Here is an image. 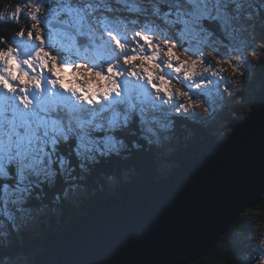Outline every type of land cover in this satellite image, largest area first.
Returning a JSON list of instances; mask_svg holds the SVG:
<instances>
[{
  "label": "snow or ice",
  "instance_id": "snow-or-ice-1",
  "mask_svg": "<svg viewBox=\"0 0 264 264\" xmlns=\"http://www.w3.org/2000/svg\"><path fill=\"white\" fill-rule=\"evenodd\" d=\"M246 4L252 7L250 0H27L24 16L32 23L26 38L21 30L14 47L0 48V216L12 221L10 206L23 211L38 189L55 187L58 179L79 180L100 158L121 154L125 138L137 133V120L141 134L155 135L156 113L213 111V89L221 99V88L232 94L218 65L241 76L253 66L243 47L225 45L239 63L214 47L221 59L213 62L203 47L184 48V38L246 32ZM21 13L17 6L9 19ZM0 43L7 41L0 37ZM178 45L184 59L174 52ZM258 51L252 48L253 55ZM61 73L94 83L68 86ZM259 255L264 264V252Z\"/></svg>",
  "mask_w": 264,
  "mask_h": 264
},
{
  "label": "water",
  "instance_id": "water-1",
  "mask_svg": "<svg viewBox=\"0 0 264 264\" xmlns=\"http://www.w3.org/2000/svg\"><path fill=\"white\" fill-rule=\"evenodd\" d=\"M249 109L226 137L168 176L140 179L72 215L43 237L35 264H190L208 257L264 195V85Z\"/></svg>",
  "mask_w": 264,
  "mask_h": 264
},
{
  "label": "trees",
  "instance_id": "trees-1",
  "mask_svg": "<svg viewBox=\"0 0 264 264\" xmlns=\"http://www.w3.org/2000/svg\"><path fill=\"white\" fill-rule=\"evenodd\" d=\"M21 1L0 0V37L7 41L6 44L0 43V48L14 47L15 34L21 30L26 33L32 23L31 20L25 19L24 15L19 16L18 20L2 16L1 10L5 5ZM250 2L259 10L253 20L264 30V8L252 0ZM251 64V71L246 70L241 76L242 87L238 92V99L229 106V111L235 119H226L230 126L228 133L232 126L248 113L257 89L264 85V56L257 57ZM161 124H156L158 127L151 126L155 135L146 131L141 134L137 120L134 126L137 133L125 138L127 149L121 154L100 158L92 172L86 177L81 176L79 180L58 179L55 187L45 186L38 189L41 194L23 205V211H16V208L10 206L14 219L9 221L0 216V220L7 226L0 229V233L7 234L6 237L0 236V264H9V257L12 258L13 264H35L33 257L40 251L39 244L43 237L64 227V223L72 215L84 212L89 203L132 188L140 179L158 178L162 164L171 163L174 166L181 160L197 156L208 150L217 138L215 129L183 116L165 118L163 124L167 127H161ZM163 128H166V131ZM168 141L177 146L167 149ZM133 142H136L135 146ZM81 190H85L87 195L79 198L77 194L81 193ZM30 208L42 211L30 214ZM45 208L49 210L48 213L43 212ZM258 210L264 213V195L259 204L246 209L237 217L229 231L219 238L217 247L208 257L190 264H257L260 256L254 250L250 251L249 244L245 241L246 237L252 236L249 220L245 216ZM33 218L36 219L34 226L28 224Z\"/></svg>",
  "mask_w": 264,
  "mask_h": 264
},
{
  "label": "rangeland",
  "instance_id": "rangeland-1",
  "mask_svg": "<svg viewBox=\"0 0 264 264\" xmlns=\"http://www.w3.org/2000/svg\"><path fill=\"white\" fill-rule=\"evenodd\" d=\"M257 5L261 6V0H252ZM26 2L27 0H23V2H18L15 4H7L2 8V16L7 18L11 15V13L14 11V9L17 6H20L22 8V13L19 16L24 15V12L27 11L26 8ZM245 12L252 13L251 19L245 18ZM256 6L247 7V4L245 5L244 12L241 13V24H243L246 28V32H242L239 34H236L234 37H228V38H220L219 35L214 34L211 37H207L205 35L200 36H187L184 38V48H191L193 52H196L197 49L202 48L204 49V55L207 56L210 60L215 62L217 59H221V57H218L216 53L213 51V48H219V51L224 54L226 53L228 56V59L233 60L237 63L240 61V56L236 55L234 53H229L228 49L225 47L226 44H229V40L231 47H243V55L247 57L248 61L250 63L255 62L257 57L264 56V30L261 28V26L257 25L255 21L253 20L256 15ZM141 23H143V18H141ZM158 24L161 25L163 28V24L160 21H157ZM137 30H139L137 28ZM47 35V33L45 34ZM131 35V33H129ZM25 36H27V32L25 33ZM154 39L157 41L160 40L159 36H155ZM227 40V42H226ZM223 41V43H221ZM172 41H169V45L171 46ZM205 44L210 45L208 47H205ZM255 47L256 49H259V51L256 53V55L252 54V48ZM174 52L177 56L180 57V59H184L187 55L179 47V45L174 49ZM55 54V53H53ZM199 54V53H197ZM222 66L225 69L224 75L227 76L229 85L231 86L232 94L229 95L228 93H223V90L221 88L222 93V99L220 96L215 94V89H213V94L210 97L212 101V108L213 111L205 112L203 107L195 109L196 115L195 117L188 115L183 116L184 118L190 119L193 122H200L204 126H207L211 129H215V132L217 134V138H223L227 135L228 130L230 126L228 125V122L226 119H235L233 113L229 111V106L231 103H233L235 100L238 99V92L241 85V74L240 73H234L231 69V67L228 64L218 65V67ZM247 70V69H246ZM245 70V72H246ZM75 72V69L72 70ZM61 76L63 78V81L68 86H73V84H85L92 82L94 83V78L89 77H77L75 80L73 78L72 73H61ZM174 88H182L183 86L180 84H176L173 82ZM194 100L199 99L198 97H193ZM186 102V101H185ZM169 113L166 114V116H170L171 118L176 114ZM158 117L161 115H164L162 113H156ZM155 123V122H154ZM164 131H166V128H163ZM167 149L171 148L174 149V146H177V144H173L172 142L168 141ZM173 167V164L171 163H164L160 166V172L161 175L166 174L168 171H170ZM87 195V192L85 190H81V193H78L77 196L81 198L82 196ZM42 210L37 209H31L29 210L30 214H37L40 213ZM49 212L47 208L43 210V212ZM246 219L249 220L252 236L246 237V242L251 243V247H253L255 250H257V254L259 255L261 252H264V213L259 211H252L248 214H246ZM36 223V219L33 218L28 221L29 225H33V223ZM34 226V225H33ZM3 227H7L4 222L0 220V229ZM250 240H248V239ZM257 240V241H256ZM260 256V255H259ZM257 264H260V260Z\"/></svg>",
  "mask_w": 264,
  "mask_h": 264
},
{
  "label": "bare ground",
  "instance_id": "bare-ground-1",
  "mask_svg": "<svg viewBox=\"0 0 264 264\" xmlns=\"http://www.w3.org/2000/svg\"><path fill=\"white\" fill-rule=\"evenodd\" d=\"M206 151H208V150H206ZM205 152V151H204ZM203 153V152H202ZM198 156V155H197ZM193 157H196V156H193ZM114 197H117L116 195H114ZM257 241V240H256Z\"/></svg>",
  "mask_w": 264,
  "mask_h": 264
}]
</instances>
